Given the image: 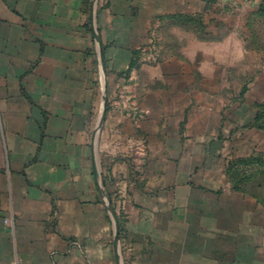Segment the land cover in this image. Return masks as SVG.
Wrapping results in <instances>:
<instances>
[{"label": "crops", "instance_id": "0c3cea01", "mask_svg": "<svg viewBox=\"0 0 264 264\" xmlns=\"http://www.w3.org/2000/svg\"><path fill=\"white\" fill-rule=\"evenodd\" d=\"M109 5L0 0V264H264L259 206L216 160L214 103L174 88L105 104L134 74L130 16L108 22Z\"/></svg>", "mask_w": 264, "mask_h": 264}, {"label": "rangeland", "instance_id": "374dc122", "mask_svg": "<svg viewBox=\"0 0 264 264\" xmlns=\"http://www.w3.org/2000/svg\"><path fill=\"white\" fill-rule=\"evenodd\" d=\"M262 2L112 0L114 8L109 5L104 9H110L107 20L115 24L125 18L124 13L128 14L135 40L131 54L133 77L127 79L124 70L113 84L116 95L107 98L105 104L126 106L124 91L129 90L137 92L136 102L145 99L159 105L175 100L161 95L174 88L199 92L192 97L193 109L201 110L199 105H205V101L214 103L217 119L226 126L220 129L223 137L216 158L224 168L222 179L230 190L258 204L253 214L264 233V128H258L264 119L254 120L259 105L264 104ZM186 19L191 21L181 23ZM143 90L152 91L151 95L138 96ZM152 131L151 139L159 141L160 135L154 132L160 129ZM131 135L136 139V153L145 151L148 144L141 142L144 132L135 129ZM151 146L158 150L159 144ZM249 157H258L263 163L238 162ZM238 185L242 191L237 190Z\"/></svg>", "mask_w": 264, "mask_h": 264}, {"label": "trees", "instance_id": "16d2710c", "mask_svg": "<svg viewBox=\"0 0 264 264\" xmlns=\"http://www.w3.org/2000/svg\"><path fill=\"white\" fill-rule=\"evenodd\" d=\"M260 12H261V14H264V2H262L260 4ZM190 21H191V19H186V20H182L181 23L186 24V23H188ZM133 66H134V62L131 60L129 62L127 70H131L133 68ZM244 90H245V88H244ZM259 119H264V104H260L259 105V109L255 113L254 120L258 121ZM258 128L263 129L264 128V122H263V124H259ZM238 162L244 163V164L245 163L246 164H250V163H253V162H256V163H259V164L263 163V161L260 158H258V157H249V158H246V159L240 158L238 160ZM230 170H231V167L229 168V171ZM239 181L240 182L243 181V178H241ZM237 190L242 191L243 189H242V187L240 185H238L237 186Z\"/></svg>", "mask_w": 264, "mask_h": 264}, {"label": "built area", "instance_id": "2783aa9c", "mask_svg": "<svg viewBox=\"0 0 264 264\" xmlns=\"http://www.w3.org/2000/svg\"><path fill=\"white\" fill-rule=\"evenodd\" d=\"M5 222L7 223V222H8V220L6 219V220H5Z\"/></svg>", "mask_w": 264, "mask_h": 264}]
</instances>
